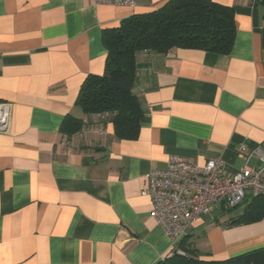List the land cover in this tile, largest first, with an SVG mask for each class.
<instances>
[{"label": "crops", "instance_id": "obj_1", "mask_svg": "<svg viewBox=\"0 0 264 264\" xmlns=\"http://www.w3.org/2000/svg\"><path fill=\"white\" fill-rule=\"evenodd\" d=\"M168 1L0 0V264H158L175 249L151 216L147 175L178 156L220 160L232 176L240 150L263 144L264 0H210L234 13L228 55L137 54L135 140L77 105L83 82L103 74V32ZM67 117L79 132L63 130ZM247 166L261 167L254 156ZM242 212L218 208L184 239L207 261L264 248V218L229 225Z\"/></svg>", "mask_w": 264, "mask_h": 264}, {"label": "trees", "instance_id": "obj_2", "mask_svg": "<svg viewBox=\"0 0 264 264\" xmlns=\"http://www.w3.org/2000/svg\"><path fill=\"white\" fill-rule=\"evenodd\" d=\"M236 30L234 13L229 7L210 0H169L152 13L131 16L118 28L102 34L106 50L105 67L100 76L88 77L80 87L77 105L86 116H110L117 140H135L139 121L144 115L140 99L133 94L137 54L143 51L165 55L175 49L199 50L228 55L233 47ZM82 120L67 117L63 130L75 134ZM239 217L229 225L256 223L264 218V195L242 206ZM236 209H226L233 211ZM187 239L158 264H264V248L223 261L201 259L198 250Z\"/></svg>", "mask_w": 264, "mask_h": 264}, {"label": "built area", "instance_id": "obj_3", "mask_svg": "<svg viewBox=\"0 0 264 264\" xmlns=\"http://www.w3.org/2000/svg\"><path fill=\"white\" fill-rule=\"evenodd\" d=\"M109 6H134L133 0H94ZM0 117V128L3 126ZM245 164L232 176H226L220 160L198 164L190 159L170 156L163 169L147 175V193L151 200V216L163 234L180 254L178 244L188 236L201 217H211L218 208L237 209L264 195V142L245 152ZM257 158L261 167L251 169L247 162Z\"/></svg>", "mask_w": 264, "mask_h": 264}, {"label": "water", "instance_id": "obj_4", "mask_svg": "<svg viewBox=\"0 0 264 264\" xmlns=\"http://www.w3.org/2000/svg\"><path fill=\"white\" fill-rule=\"evenodd\" d=\"M1 114H2V113H1V110H0V116H1Z\"/></svg>", "mask_w": 264, "mask_h": 264}]
</instances>
